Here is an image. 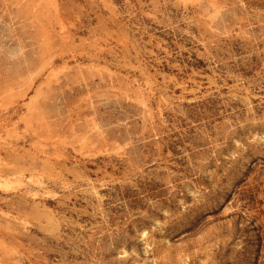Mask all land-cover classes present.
Returning <instances> with one entry per match:
<instances>
[{
  "label": "rangeland",
  "instance_id": "374dc122",
  "mask_svg": "<svg viewBox=\"0 0 264 264\" xmlns=\"http://www.w3.org/2000/svg\"><path fill=\"white\" fill-rule=\"evenodd\" d=\"M0 264H264V0H0Z\"/></svg>",
  "mask_w": 264,
  "mask_h": 264
}]
</instances>
